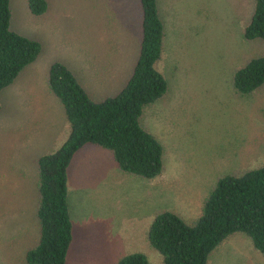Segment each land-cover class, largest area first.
Returning a JSON list of instances; mask_svg holds the SVG:
<instances>
[{"label":"rangeland","instance_id":"obj_1","mask_svg":"<svg viewBox=\"0 0 264 264\" xmlns=\"http://www.w3.org/2000/svg\"><path fill=\"white\" fill-rule=\"evenodd\" d=\"M46 1L47 11L34 16L27 0H10L11 30L41 52L0 92V264H24L34 246V160L67 138L63 107L48 88L50 65L64 64L98 101L121 90L139 51L137 0ZM157 7L165 37L156 67L168 90L143 110L142 124L163 146V172L151 181L124 176L109 153L79 151L67 170L75 236L66 264H116L134 252L161 264L146 240L156 211L191 223L219 176L264 165V87L237 95L231 81L237 67L264 54V43L241 38L252 4L158 0ZM207 264H264V256L235 235Z\"/></svg>","mask_w":264,"mask_h":264},{"label":"trees","instance_id":"obj_2","mask_svg":"<svg viewBox=\"0 0 264 264\" xmlns=\"http://www.w3.org/2000/svg\"><path fill=\"white\" fill-rule=\"evenodd\" d=\"M157 1L137 0L141 12L138 56L115 96L94 101L64 64L50 65L48 88L63 107L68 134L57 150L34 160L38 234L34 246L25 252L24 264H66L75 236L67 170L85 146L109 153L124 176L151 181L162 174L163 146L142 124L143 110L161 100L168 90V80L156 67L165 37ZM248 1L252 12L241 25V38L248 43H264V0ZM27 7L34 16H41L48 3L27 0ZM10 19V0H0V92L41 52L37 41L11 30ZM231 81L237 95H250L264 87V54L237 67ZM235 235L247 239L264 256V165L219 176L191 223L170 210L156 211L146 240L161 264H207L219 246ZM116 264L150 262L145 254L134 252L119 256Z\"/></svg>","mask_w":264,"mask_h":264}]
</instances>
